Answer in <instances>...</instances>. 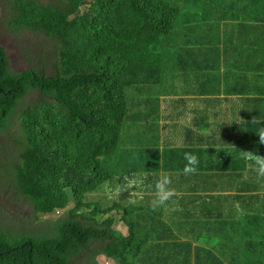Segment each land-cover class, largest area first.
I'll list each match as a JSON object with an SVG mask.
<instances>
[{"label":"trees","instance_id":"trees-1","mask_svg":"<svg viewBox=\"0 0 264 264\" xmlns=\"http://www.w3.org/2000/svg\"><path fill=\"white\" fill-rule=\"evenodd\" d=\"M207 5V0H59V5L6 1L11 11L7 26L52 37L61 51L50 74L37 68L13 72L0 44V134L9 133L15 112L23 131V139H15L23 148L20 162L0 160V177L19 187L37 215L69 209L50 225L53 235H8L0 228V264H74L88 255L93 264H99V255L116 264H264V178L247 169L249 162L241 158L242 150L264 155L255 133L264 127V114L256 122L224 129L238 138L235 145L211 135L195 148L213 160L202 162L192 176L196 184L190 187L189 201L174 196L166 205L154 206V198L141 191L138 203L129 204L132 197L128 203L112 202L110 188L108 201H83L85 194L111 181L103 163L118 148L128 111L125 89L160 83L163 49L195 39V49L187 53L190 59L177 67L186 71L195 93L207 94L211 82L219 88L221 75L206 69L218 66L234 38H218L219 28L206 26ZM258 20V26L243 25L239 32L240 37L248 30L256 36L259 66L226 60L243 72L235 76L238 80L259 71L258 83L249 88L264 100V18ZM179 29L190 31L193 38L183 33L180 40ZM196 50L207 53L195 58ZM225 86L231 90V84ZM36 93L40 96L31 104L28 97ZM173 99L186 104L188 98ZM159 110L132 116L147 120ZM146 153L157 160L149 165L158 166L160 154ZM204 177L210 180L199 183ZM215 179L236 183L231 189L214 187L212 191L232 192L212 195L210 203L205 199ZM118 220L127 234L116 229ZM40 229L35 226V231Z\"/></svg>","mask_w":264,"mask_h":264},{"label":"rangeland","instance_id":"rangeland-1","mask_svg":"<svg viewBox=\"0 0 264 264\" xmlns=\"http://www.w3.org/2000/svg\"><path fill=\"white\" fill-rule=\"evenodd\" d=\"M6 1L0 0V44L8 54L10 69L13 72H21L30 68H37L39 71L50 74L53 67V60L61 51L59 43L52 37H48L40 32H35L30 29H13L7 26L6 18L11 16V11L5 7ZM37 1L44 5H59V0ZM224 2L226 0H207L208 4ZM188 3L193 5L195 1H189ZM183 32V30L179 29L178 34L182 35ZM173 45L174 43H172ZM184 59L186 60V57ZM179 61L180 53L174 47L171 50L163 49L161 55L163 66L160 83L131 86L125 89L128 111L118 148L103 163L104 167L108 168L111 172L112 179L100 185L92 194L87 195V200L93 199L95 202L97 200L108 201L110 194L108 188L111 189V195L114 197L112 202L120 199V201L128 203L132 197L133 199L129 204L138 203L136 199L141 194V191L142 194L151 195L147 190L153 188L160 173L151 175L147 171L148 164L157 161L155 157L145 152L147 149L154 148L162 150V165L165 164V169H176V172L173 173L172 187L178 191L183 184L181 181L188 184L193 176L181 175L182 168L177 165V160H180V157L184 156V152L180 150L181 148H196L198 145H205L203 139L211 135H219L223 139H226V141H229L228 145H235L238 138L232 137L230 133H225L224 129L235 128L236 123L241 121L243 117L245 118L243 112L236 114L230 113L225 105L222 106L220 114L215 109H210L206 115H209L208 112L212 113V116H209V120L213 123L212 128L208 129L203 126L194 127L193 125L197 123L195 115H202L199 112L200 108L196 106V103L199 104L196 98L202 94L195 93L191 86H189L190 80L188 81L186 79V71L180 66L177 67ZM42 66L43 69H40ZM206 71L214 74L221 73L220 69H206ZM239 72L243 73L241 70ZM218 80L220 89L218 87H216L217 89L212 87V82L208 85L207 89H211L216 95L215 97L220 99L229 95V91L236 92L244 83L236 79V77L233 79L226 78L224 83L228 82L231 84L232 87L230 90V88L226 89V86H223L222 76H219ZM189 88H191L190 91L188 90ZM39 96V93H36L33 97H28V100L33 102ZM174 97L178 99L187 97L188 99L186 104H181L175 102ZM144 102H147V105ZM230 106L232 107V103ZM158 108L160 109L159 113H154L147 120L142 117L132 116L135 112L150 113ZM17 118L18 114L15 112L10 118L9 133L3 134L0 140V160L5 159L6 164H10L12 160V164L15 165L20 160L19 156L23 152L22 145L15 142V139H18L17 141L23 139L21 122ZM245 120L246 118L243 121ZM159 121L166 126L160 125ZM134 130H142V132L137 134ZM172 136L174 139H172ZM187 137L188 139L186 140ZM198 137H201L202 140H199ZM171 148H178L179 150H175V154H171ZM211 159L213 160V157ZM211 159H207L206 161ZM246 164L247 169H250L248 166L249 163ZM136 169L140 170L137 171ZM132 174H136L143 179V183L140 185L138 191L133 193L124 192L116 195L115 189L120 185L122 177L126 175L131 176ZM0 178V228L8 235L22 234L25 230L28 234L35 233L39 235L43 231V228L50 224L51 220L62 216L61 212V214L51 217L45 216L47 219L44 222H37L34 218V210L31 203L21 194L19 187L12 186L11 182L6 183L2 181V179L7 180L4 176ZM205 179L210 180V177L199 178L198 180ZM215 180L218 181V179ZM213 184L217 183L213 182ZM118 218H120V215H118ZM36 224L41 226L42 229L35 231ZM115 227L125 234L128 233L127 227L121 220L117 221ZM98 260L100 264H116L112 260L104 257H99ZM91 262L90 255L84 256L81 259L78 257L74 260V264H90Z\"/></svg>","mask_w":264,"mask_h":264},{"label":"clouds","instance_id":"clouds-1","mask_svg":"<svg viewBox=\"0 0 264 264\" xmlns=\"http://www.w3.org/2000/svg\"><path fill=\"white\" fill-rule=\"evenodd\" d=\"M231 1H235V0H231ZM236 1H238V0H236ZM183 33H186V32H183ZM178 36L181 40V35L178 34ZM190 38H193V37H190ZM194 43H195V39L191 43L184 45L182 40H181V43L177 47H174L175 50H177L180 53V61L178 63H181L182 60H184L183 63L188 62L190 57L188 56L187 52H188V50H192L193 48L195 49ZM171 49H173V48H170L169 50H171ZM182 51L184 52V54L182 53ZM250 52L251 53H250L248 58L246 57L245 59H238L240 61L241 65H243V61H244L245 63L250 64V65H246V66H252V67L259 66V64H257V63H259V58L261 56V52L259 49V44L257 42L251 43ZM184 57H186V60L184 59ZM241 60H242V62H241ZM222 63H228V61L226 59H224V60L220 59L219 64L215 69H220L221 73L215 74V75H221L223 77V86L225 87L224 81L226 78L233 79L235 76L243 75V74L241 72H239L238 68L233 69V70L223 68ZM231 72H235V73H231ZM258 74H259V71L248 72L246 75H250V77L247 80L243 81L244 82L243 85H241L236 92H230L229 91V95H227L226 97H224L222 99L215 97L216 95L213 93V91L211 89L208 90L207 94H202L198 98H196V101L205 100V101L210 102V105L209 106L206 105L205 107H202V106H200V104H197L198 108H200L199 112H201L202 115L201 116H199V114L195 115L196 119H197V123H195V125H193V126L194 127L195 126H203V127H207L208 129H211L213 123H212V121L209 120V116H212V113L208 112L209 115L207 116L206 115L207 111L210 109H215V111L220 114L221 110H222V106H224V105L227 106V109L230 113L236 114V113L243 112L246 120L243 121L245 119L243 117L241 121H238L236 123V126H243V125H246L247 123H249L251 121L256 122L257 120H259L258 116L264 114V100H260L261 97L259 95H255L254 93H251V88H249L250 86L253 87L256 83H258L256 80L257 77L259 76ZM205 92L206 91H204L203 93H205ZM33 103H34V101L31 102V104H33ZM231 103H232V107L230 106ZM20 108H21V105L18 107V110ZM3 114H5V113H3ZM159 118H160V116H159ZM207 118H208V121H207ZM159 124L166 126V125L160 123V121H159ZM255 133L259 138L258 143L260 145H264V127L259 128ZM187 139H188V137L186 138V140ZM199 140H202V139H199ZM180 150H182L184 152L183 157H184V160L186 161L184 168L181 169V175H183V176L195 175L198 172L199 158L196 155H194L193 153L189 152V151L196 152L195 148L194 147H184V148H181ZM145 152H150L153 154H160L159 165L153 167V166L148 164V168H147V171H149L151 175H153L155 173H160L158 179H156V181H155L153 188L150 190H147V192L152 195V196L151 195L150 196L154 198V201H153L154 206L166 205L168 203V201L171 200L174 196L177 198V200L179 202L189 201L187 199V195L190 191V188H182V185L185 184L183 181H181V183H183V184L180 186V190L176 191L175 188L172 187L173 173L176 172V169L175 168L165 169V164L162 165V150L152 148V149L145 150ZM241 158L249 162V165H248L249 168H251L256 173V175L258 177L264 178V155L260 154L258 150L257 151L242 150L241 151ZM171 160H173V159H171ZM155 162H157V161H155ZM207 181H209V180H207ZM142 183H143V179H141L138 175H136V174H132L131 176L126 175V176L122 177L120 185L115 189V194L119 195V194L124 193V192H131V193L136 192V191H138V189ZM214 183H217V184L212 183L208 189V191L210 193V197L205 199L206 201H208L210 203H212V198H211L212 195L218 196L220 194H222V195L223 194H230L232 192V190L227 191V192H222V193H219L217 191H212V189L214 187L224 186L227 189H231V187L235 186L236 182L221 183L218 180ZM153 189H155L154 193H152ZM19 191H20V189H19ZM68 191H70V189ZM93 192H95V190L92 192H89V194H92ZM86 196H87L86 194L83 196L84 204L87 201ZM112 197L113 196L111 195V198ZM27 200L29 201V199H27ZM71 203H72V201H71ZM32 207H33V205H32ZM68 209L69 208H67V210L66 209H57L54 213H51V214L38 213V215H37L34 208H33L34 218L39 223L44 222L45 219H47V218H45V216L51 217L53 215L61 214V212H62V216H60L59 218H56L54 220H51L50 224L47 227L43 228V235H53V233L49 230L50 225H52L54 221H57L58 219L65 217ZM37 225L38 224H36V226ZM25 232H26V230H25ZM99 257H104V258L108 259L104 255H99L97 258V261H99L98 260ZM81 258H83V257H80V259ZM108 260H110V259H108ZM90 264H93V262H91Z\"/></svg>","mask_w":264,"mask_h":264},{"label":"crops","instance_id":"crops-1","mask_svg":"<svg viewBox=\"0 0 264 264\" xmlns=\"http://www.w3.org/2000/svg\"><path fill=\"white\" fill-rule=\"evenodd\" d=\"M254 3V2H253ZM205 16L208 18L206 22V26H214L218 27L219 30L217 32L218 38H225L228 36L233 37L232 40L233 45H231L222 55L221 59H245L247 55L250 53V45L253 42H257V38L253 32L250 30L245 34L242 33V37H240L239 28L245 25L247 27L252 26L253 28L258 26L261 20H258V16L264 18V2H255L254 4L248 3L245 0L231 1L226 0L224 3H213L206 6ZM190 37H193L190 31L186 32ZM189 51V50H188ZM188 53V52H187ZM207 53V50L202 53L195 52L194 57L197 58L203 54ZM190 57V56H189ZM222 67L225 69L233 70L237 68V64L234 61H230L228 63H222ZM235 73V72H231ZM200 106L210 105V102L201 100L198 101ZM172 139L174 137L172 136ZM175 150H179L178 148H171V154H175ZM196 155L199 158V165L206 161L207 159H211L210 155L207 152H203L202 154H198L197 152L189 151ZM186 161L184 157H180V160H177V165L181 168H184ZM198 165V166H199ZM199 183H204L205 181L200 180ZM196 182L189 181L188 184L182 185V188H190L194 186Z\"/></svg>","mask_w":264,"mask_h":264},{"label":"flooded vegetation","instance_id":"flooded-vegetation-1","mask_svg":"<svg viewBox=\"0 0 264 264\" xmlns=\"http://www.w3.org/2000/svg\"><path fill=\"white\" fill-rule=\"evenodd\" d=\"M6 51V50H5ZM7 53V52H6ZM8 55V54H7ZM9 62V61H8ZM2 139V134H0V140Z\"/></svg>","mask_w":264,"mask_h":264}]
</instances>
